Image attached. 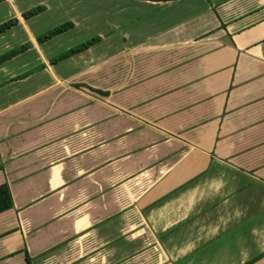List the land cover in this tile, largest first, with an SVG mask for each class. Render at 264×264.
<instances>
[{
    "label": "crops",
    "instance_id": "crops-1",
    "mask_svg": "<svg viewBox=\"0 0 264 264\" xmlns=\"http://www.w3.org/2000/svg\"><path fill=\"white\" fill-rule=\"evenodd\" d=\"M0 5L27 45L0 64V264H264V135L224 131L264 0Z\"/></svg>",
    "mask_w": 264,
    "mask_h": 264
},
{
    "label": "rangeland",
    "instance_id": "rangeland-1",
    "mask_svg": "<svg viewBox=\"0 0 264 264\" xmlns=\"http://www.w3.org/2000/svg\"><path fill=\"white\" fill-rule=\"evenodd\" d=\"M9 14H10L9 10H6L3 5H0V24L13 18L10 17ZM36 21L37 18L33 22L36 23ZM50 21H52L53 23H50L49 26L47 25L48 27L45 26L44 28L46 29H44L43 31L40 29V27L38 28V26L34 25L35 32L39 31V33L43 34L48 30L54 28V26H57V23H54V20L51 19ZM20 38H22V33L20 28H13L12 31H10L9 28L6 31H4L3 39L0 40L2 42L0 44V52H1L0 55L20 47L21 44H17ZM4 42H9L8 46L9 47L11 46L12 48L5 49L6 47L4 45ZM19 54L20 52L15 56H18ZM18 63L19 61L14 63V65H17ZM249 67H251L250 72H248L250 74L245 76L244 78L243 76H241L240 78L241 83L238 86L241 89V91L238 94L243 93V95L240 96L237 100L242 101V103L239 105V108H235L232 111H226L224 113V116H226L227 121L230 114L232 117L230 119V121H232V124L227 125L226 128L224 129V131H227L226 132V134L228 133L227 135H232L233 132L229 133L228 129L231 130L234 129L235 127H237L236 128L237 132H235L233 135H264V72L261 71L260 69L256 71L255 65H250ZM30 71L31 73L33 72L32 70ZM25 74L26 73L20 75L18 79L27 77V75ZM238 87H234V88H238ZM85 107L86 105L80 108L83 109ZM255 142L257 143V140L248 141V142L246 140V143H248L250 146L248 149L252 151V154L254 153L255 146L253 144Z\"/></svg>",
    "mask_w": 264,
    "mask_h": 264
},
{
    "label": "trees",
    "instance_id": "trees-1",
    "mask_svg": "<svg viewBox=\"0 0 264 264\" xmlns=\"http://www.w3.org/2000/svg\"><path fill=\"white\" fill-rule=\"evenodd\" d=\"M150 1L165 2V1H172V0H150ZM40 11H42V7L39 6V7L33 8L29 11L22 13L21 16L24 19H28V18L38 14ZM16 24H17V19H15V18H11V19L1 23L0 24V34L3 33L4 31H6L7 29L11 28L12 26L16 25ZM71 26H72V23H70V22H66L64 24L58 25V26L52 28L51 30H48L47 32H45L41 37H38V41L41 42V41L51 39V38L57 36L58 34L67 31ZM97 41H98V38H92L90 40H87V41L81 43L80 45L73 47V48L65 51L64 53L60 54V56L56 59V61L62 60V59L66 58V57H68L74 53L83 51ZM26 48H27V45L24 44V45H21L20 47H18L17 49H13L10 52H7L5 54L0 55V64L3 63L4 61L14 57L16 54H18L19 52H22ZM97 92H100L102 94H106V93L98 91V90H97ZM12 207H13V199H12V195H11L9 186L6 183H2V184H0V213L9 210ZM24 254H25V260H26L27 264H31V259L29 258L26 251H24ZM247 264H251V263L249 262Z\"/></svg>",
    "mask_w": 264,
    "mask_h": 264
}]
</instances>
